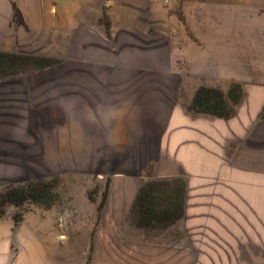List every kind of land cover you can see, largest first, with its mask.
Here are the masks:
<instances>
[{
	"label": "crops",
	"instance_id": "crops-1",
	"mask_svg": "<svg viewBox=\"0 0 264 264\" xmlns=\"http://www.w3.org/2000/svg\"><path fill=\"white\" fill-rule=\"evenodd\" d=\"M176 1L0 0V32L15 25L5 45L6 37L1 40L0 51L30 55L25 48L31 44L61 39L79 41L85 50L86 42L98 37L101 42L108 40L107 34L117 39L120 34L126 63L122 82L129 88L140 85L135 74L146 70L140 62L152 63L156 55L155 46L147 45L142 34L168 32L165 71L175 90L192 83L196 91L207 87L227 93L234 83L239 84L243 97L228 118L190 110L196 91L165 111L128 96L113 106L102 103L93 90L88 95L81 90L76 105L86 100L90 111L78 117L73 134L85 141L91 131H98L111 145L130 147L137 141L143 151L151 143L158 177L184 180L189 202L185 213L194 219V226L232 243L227 247L240 248L242 242L252 241L264 247V0H206L199 32L193 35L177 27L178 20L171 15ZM16 9L21 24L15 21ZM156 46L160 51L161 45ZM112 53L103 44L95 50L98 62L90 68L96 73L90 75L92 89H106L104 81L112 78L114 68L106 57ZM94 105L103 108L94 109ZM86 150L91 151H76ZM15 226L12 217H0V264L129 262L126 257L101 253L89 259L80 253L70 255L61 241L18 242ZM107 243V237L100 236L94 247L107 248Z\"/></svg>",
	"mask_w": 264,
	"mask_h": 264
},
{
	"label": "rangeland",
	"instance_id": "rangeland-1",
	"mask_svg": "<svg viewBox=\"0 0 264 264\" xmlns=\"http://www.w3.org/2000/svg\"><path fill=\"white\" fill-rule=\"evenodd\" d=\"M204 1L174 3L171 15L178 20L181 32H199ZM13 28L15 25H10L0 32V42L6 37L4 45ZM167 34H142L147 45L155 46L156 55L152 63L140 62L146 67L135 74L140 85L129 88L122 82L126 63L120 34L117 39L107 34L108 40L101 42L98 37L86 42L85 50L79 41H37L25 51L43 58L42 67L0 76V194L31 183L44 184L49 192L40 202L27 200L5 207V215L16 223L18 242L61 241L70 255L80 253L86 259L99 253L122 256L129 259L128 264H264L262 243L242 242V247L231 248L226 245L232 243L220 241L218 234L194 226V219L185 213L189 207L186 200L184 214L174 224L162 229L138 226L132 208L140 189L154 180L169 181L158 177L152 144L143 151L137 141L130 147L111 145L98 131H91L85 141L73 134L78 117L90 111L86 100L82 106L76 105L81 90L87 95L93 90L102 103L113 106L128 96L148 108L160 105L165 111L196 91L192 83L187 89L175 90L168 80ZM100 44L112 50L106 60L114 68L112 78L104 81L106 89H92L95 84L90 75L96 73L90 68L98 62L94 52ZM48 52L55 55H45ZM151 68L153 72L148 71ZM105 76L102 73V78ZM96 108L103 107L94 105ZM79 148L91 151H76ZM100 236L107 237L108 243L99 250L94 245Z\"/></svg>",
	"mask_w": 264,
	"mask_h": 264
},
{
	"label": "trees",
	"instance_id": "trees-1",
	"mask_svg": "<svg viewBox=\"0 0 264 264\" xmlns=\"http://www.w3.org/2000/svg\"><path fill=\"white\" fill-rule=\"evenodd\" d=\"M14 16L18 24L23 23L17 9ZM41 61L44 59L36 56L0 51V76L42 67ZM242 97L243 89L237 83L227 93L218 88L199 87L189 108L194 112L228 118ZM48 193L46 185L40 183L9 188L0 194V217L5 215V207L9 204L21 205L27 200L40 202ZM185 193L186 184L181 179L154 180L145 184L132 208L135 223L140 227L160 229L174 224L184 214Z\"/></svg>",
	"mask_w": 264,
	"mask_h": 264
}]
</instances>
